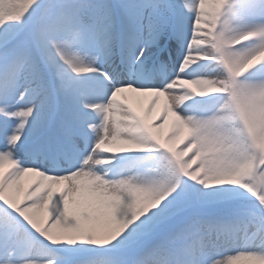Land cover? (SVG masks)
Segmentation results:
<instances>
[{
    "label": "snow or ice",
    "instance_id": "1",
    "mask_svg": "<svg viewBox=\"0 0 264 264\" xmlns=\"http://www.w3.org/2000/svg\"><path fill=\"white\" fill-rule=\"evenodd\" d=\"M0 264H264V0H0Z\"/></svg>",
    "mask_w": 264,
    "mask_h": 264
},
{
    "label": "bare ground",
    "instance_id": "2",
    "mask_svg": "<svg viewBox=\"0 0 264 264\" xmlns=\"http://www.w3.org/2000/svg\"><path fill=\"white\" fill-rule=\"evenodd\" d=\"M143 101H144V98H143V97L141 98L140 101H134V103L136 104V106H137L138 109H140L141 104H142ZM160 107H161V103H159V104L157 105V109H160Z\"/></svg>",
    "mask_w": 264,
    "mask_h": 264
}]
</instances>
